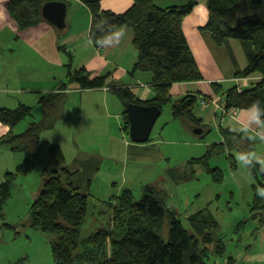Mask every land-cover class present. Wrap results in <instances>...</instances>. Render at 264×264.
I'll return each mask as SVG.
<instances>
[{
  "label": "trees",
  "instance_id": "16d2710c",
  "mask_svg": "<svg viewBox=\"0 0 264 264\" xmlns=\"http://www.w3.org/2000/svg\"><path fill=\"white\" fill-rule=\"evenodd\" d=\"M63 1L11 0L6 8L19 30H25L45 22L41 15L45 4ZM101 1L85 0L91 18L89 39L93 46L99 49L115 28H130L133 32L132 46L137 54L131 73L152 76L154 96L145 102L138 100L127 88H108L124 107L123 135L129 137L127 105L157 107L162 114L163 108L171 104L173 119L188 121L194 129L202 131L200 135H195L197 139L205 138L209 131L204 130L202 120L194 114L198 105L196 96L187 95L173 103L170 96L174 84L202 80L182 29L183 20L196 6V0H189L181 7L165 9L155 6L154 0H133L132 6L121 14L102 10ZM263 4L264 0H207L208 21L201 33L218 47L229 39L238 40L245 49L248 65L236 76L247 78L258 74L262 78L248 90L232 88L224 92L219 99L224 102L226 110H246L254 101H259V108L264 110V22L257 17H245L232 27L224 20L225 16L242 6ZM107 79L108 76L91 79L85 69L71 70L67 66V83L61 85L60 91L64 92L69 83L78 84L81 91L102 89L108 86ZM62 92L41 97L38 106L43 119L37 123L32 121L20 134H14L13 129L32 118L33 108L20 105L14 110L0 109V124L9 128V132L0 138V146L13 154L22 153L25 156L13 172L4 175V182L0 185V220L3 219V208L11 197L13 183L30 175L39 162L41 134L52 130L56 122L65 116L61 109ZM260 119L264 120V115ZM223 135L224 141L209 145L202 157L189 160L183 169L169 170L170 181L173 184L190 182L195 179L196 169L201 168L213 182L222 183L223 172L211 168L210 161L226 154L232 170L236 168L237 153H252L254 149V142L240 134L224 130ZM47 153L50 160L64 164V154L58 145L48 144ZM242 164L256 182L251 186L250 217L262 222L264 197L257 193V187H264V171L253 161L252 165ZM42 175L46 178L29 208L28 226L44 235L57 237L51 242L54 264H207L210 252L217 257L224 254V239L212 235L218 227L216 220L205 211H198L187 218L192 229L189 233L175 211L168 208L166 191L149 185L143 188V197L138 202H135L129 189L110 200L111 227L80 240V228L88 211V195L80 193L74 184L75 172L63 166L44 169ZM165 224L168 227L166 237L162 234ZM211 247L213 250H210Z\"/></svg>",
  "mask_w": 264,
  "mask_h": 264
},
{
  "label": "rangeland",
  "instance_id": "374dc122",
  "mask_svg": "<svg viewBox=\"0 0 264 264\" xmlns=\"http://www.w3.org/2000/svg\"><path fill=\"white\" fill-rule=\"evenodd\" d=\"M79 95L76 92L70 95V100H63L65 109L62 113L66 114V118L52 131L41 134V152L35 170L17 179L11 187V197L3 208V219L0 220V264H54L51 242L57 237L44 235L28 226L29 208L46 178L42 171L60 166L49 158V143H59L68 160L79 157L91 162L88 171L78 169L80 182L73 180L80 193L88 195V211L80 228V240L111 227L110 200L129 189L135 202H138L147 185L166 191L168 208L175 211L189 233L192 229L187 218L198 211H205L216 220L218 227L212 235L224 239L225 251L220 257L210 252L207 264H228V258L237 259L242 248L252 244L254 237L259 238V232L264 233V229L258 228V221L250 217L251 186L256 182L242 162L236 160V168L231 170L226 154L213 158L211 168L223 172L220 184L213 182L201 168L196 169L195 179L190 182L173 184L168 177L169 170L183 169L189 160L202 157L208 146L216 143L218 138L214 128L205 138L197 139L196 129L188 121L170 118L169 104L152 129L150 143L146 144L148 149L141 154L135 150L128 153L127 144L139 145L121 131L124 107L114 98L116 106L112 103L108 110L111 116L103 108L98 110L97 106L94 110L90 108L88 113L80 114ZM32 108V118L16 126L14 132L22 133L27 124L43 119L39 106ZM23 127L26 128L23 130ZM16 154L25 157L22 153ZM1 160L0 156V166ZM11 171H14L13 166ZM262 218L264 221V215ZM167 230L165 224L164 237ZM237 263L243 264L241 260Z\"/></svg>",
  "mask_w": 264,
  "mask_h": 264
},
{
  "label": "crops",
  "instance_id": "0c3cea01",
  "mask_svg": "<svg viewBox=\"0 0 264 264\" xmlns=\"http://www.w3.org/2000/svg\"><path fill=\"white\" fill-rule=\"evenodd\" d=\"M9 1L11 0H0V109L14 110L20 105L38 106L41 97L62 92L60 91L61 85L67 83V66L71 70L85 69L91 79L108 76V86L102 89L81 91L78 84L69 83L61 94L62 111L65 109L63 100H70V95L77 92L80 93L78 96L80 114L88 113L90 108L94 110L97 106L98 110L103 108L105 113L111 116L108 110L112 103L116 106L114 98L121 104L115 94L108 89L111 86L129 89L141 102L153 98L152 76L148 73H131L137 54L132 46L133 32L130 28L124 27L126 34L119 40L116 38L107 40L97 49L89 39L91 18L85 6V0L63 1L66 4L63 30H58L46 21L37 26L19 30L18 25L7 11L6 4ZM188 2L189 0H154L155 6L162 9L181 7ZM196 2L193 10L184 18L182 29L202 80L174 84L170 89L171 103L187 95L196 96L198 105L194 110L195 117L202 120L206 132H211V128L215 129V135L218 138L216 143L224 141L223 131L228 130L253 141L252 153L264 157V141L258 137L249 138V135L255 136L259 131L258 125L252 122V130L249 133H244L240 129L241 125L246 122L248 113L242 110L232 116L222 112L219 105L212 103L213 98L219 99L224 92L232 88L241 91L253 88L262 78L258 74L247 78L236 76L248 65L243 45L235 39H229L219 47L208 41L201 33V29L208 21L207 0H196ZM132 4L133 0H102L101 9L121 14ZM245 17H257L264 22V4L242 6L225 16L224 20L233 27ZM215 90L218 92L216 93ZM65 118L66 114L56 122L53 129L61 125ZM170 118L173 119L171 107ZM25 128L23 127V130ZM15 129L13 133L20 134L14 132ZM8 132L9 128L0 124V138ZM49 144L58 145L59 143ZM58 146L63 151L65 161L64 164L59 163L60 166H53L51 169L64 166L75 172L73 180L80 182L77 178L78 169L85 168L88 171L91 162L79 157L68 160L61 145ZM126 147L128 153L135 150L141 154L148 149V145L142 144L139 146L127 144ZM0 148L2 149L0 150L1 185L4 182V175L12 172V166L15 170L24 157L15 156L17 154L11 153L6 147L0 146ZM252 161L258 164L255 159ZM256 221H258V228L263 230L264 221ZM261 234L262 232H259V238L254 237L252 244L246 245L238 252L237 259L228 258V264H238L237 260H241L243 264H264V233Z\"/></svg>",
  "mask_w": 264,
  "mask_h": 264
},
{
  "label": "water",
  "instance_id": "95a60500",
  "mask_svg": "<svg viewBox=\"0 0 264 264\" xmlns=\"http://www.w3.org/2000/svg\"><path fill=\"white\" fill-rule=\"evenodd\" d=\"M41 15L44 21L58 30L65 28L66 4L63 2H49L42 7ZM129 122V138L134 144H146L152 129L161 115V110L153 106H139L129 104L126 106ZM200 135L201 130H195Z\"/></svg>",
  "mask_w": 264,
  "mask_h": 264
},
{
  "label": "clouds",
  "instance_id": "9594fccd",
  "mask_svg": "<svg viewBox=\"0 0 264 264\" xmlns=\"http://www.w3.org/2000/svg\"><path fill=\"white\" fill-rule=\"evenodd\" d=\"M126 34V29L124 27L115 28V31L111 32L106 40L110 41L112 38H119ZM248 113L247 120L244 124L241 125L240 129L244 133H249L251 128V123L255 122L258 125L259 131L256 135H249L250 139H256L257 137L264 141V120H261V115H264V110L259 108V101H254L251 106L245 110ZM255 159L256 162L260 165L261 171H264V157L256 156L255 153H237L236 160L238 162H243L247 165H252V160ZM257 193L264 197V187H257Z\"/></svg>",
  "mask_w": 264,
  "mask_h": 264
},
{
  "label": "built area",
  "instance_id": "2783aa9c",
  "mask_svg": "<svg viewBox=\"0 0 264 264\" xmlns=\"http://www.w3.org/2000/svg\"><path fill=\"white\" fill-rule=\"evenodd\" d=\"M216 101L214 102V104L219 105L220 109L224 112L227 113L229 115L235 116L237 114V111L234 109H230V110H226L224 102L220 99H215ZM227 111V112H225Z\"/></svg>",
  "mask_w": 264,
  "mask_h": 264
},
{
  "label": "bare ground",
  "instance_id": "6f19581e",
  "mask_svg": "<svg viewBox=\"0 0 264 264\" xmlns=\"http://www.w3.org/2000/svg\"><path fill=\"white\" fill-rule=\"evenodd\" d=\"M215 101H216L215 98H213V99H212V103H214Z\"/></svg>",
  "mask_w": 264,
  "mask_h": 264
}]
</instances>
